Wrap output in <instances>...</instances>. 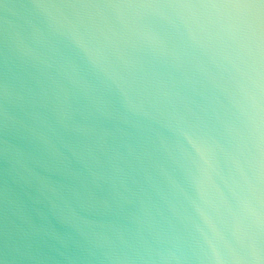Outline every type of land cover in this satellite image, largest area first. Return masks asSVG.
Returning <instances> with one entry per match:
<instances>
[{"label": "water", "instance_id": "obj_1", "mask_svg": "<svg viewBox=\"0 0 264 264\" xmlns=\"http://www.w3.org/2000/svg\"><path fill=\"white\" fill-rule=\"evenodd\" d=\"M228 2L0 0V264H264V66Z\"/></svg>", "mask_w": 264, "mask_h": 264}, {"label": "clouds", "instance_id": "obj_2", "mask_svg": "<svg viewBox=\"0 0 264 264\" xmlns=\"http://www.w3.org/2000/svg\"><path fill=\"white\" fill-rule=\"evenodd\" d=\"M205 15L246 49L254 65L264 66V10L253 11L241 0H229Z\"/></svg>", "mask_w": 264, "mask_h": 264}]
</instances>
